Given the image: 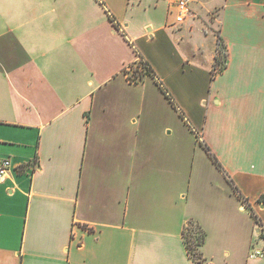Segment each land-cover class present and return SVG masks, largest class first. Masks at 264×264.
<instances>
[{
  "label": "crops",
  "instance_id": "obj_1",
  "mask_svg": "<svg viewBox=\"0 0 264 264\" xmlns=\"http://www.w3.org/2000/svg\"><path fill=\"white\" fill-rule=\"evenodd\" d=\"M176 1L0 0V264H264V0Z\"/></svg>",
  "mask_w": 264,
  "mask_h": 264
},
{
  "label": "built area",
  "instance_id": "obj_2",
  "mask_svg": "<svg viewBox=\"0 0 264 264\" xmlns=\"http://www.w3.org/2000/svg\"><path fill=\"white\" fill-rule=\"evenodd\" d=\"M191 2L192 0H177L172 8H171V14L174 16V25L173 27L178 28L183 26L189 19L192 18V10H191ZM212 18H217L216 13L212 14ZM135 69V72H134ZM137 70H140V73L136 72ZM214 71L220 72V68L216 67L214 68ZM146 77H153L155 78L154 73L149 68L148 64L144 62V60L138 56L134 64V66H130V80L131 81H138L142 80ZM12 164L9 160H5L0 164V184L9 176V173L11 171ZM264 232V227L262 228ZM264 251L257 250L253 254L250 255V258H259L263 257Z\"/></svg>",
  "mask_w": 264,
  "mask_h": 264
},
{
  "label": "trees",
  "instance_id": "obj_3",
  "mask_svg": "<svg viewBox=\"0 0 264 264\" xmlns=\"http://www.w3.org/2000/svg\"><path fill=\"white\" fill-rule=\"evenodd\" d=\"M224 53H225L224 48L220 49V55H219V57H217L216 62H215V66L219 67L221 71L225 69L224 58L227 57V54H224ZM259 203L264 204V194L259 199ZM196 230H198L200 236L199 235L196 236L194 233L187 234L185 232L184 240H185V244L187 246V250H188V253H189L192 261L195 264H202L203 262H206V260L203 258V254L201 252V248H202L204 241H205V234L200 229V227H197ZM187 231H188V229H187Z\"/></svg>",
  "mask_w": 264,
  "mask_h": 264
},
{
  "label": "rangeland",
  "instance_id": "obj_4",
  "mask_svg": "<svg viewBox=\"0 0 264 264\" xmlns=\"http://www.w3.org/2000/svg\"><path fill=\"white\" fill-rule=\"evenodd\" d=\"M224 54H227L226 53V51H225V53ZM188 231L186 232L187 234H192V233H194L196 236H198L199 235V232H198V230H196L197 229V226L196 225H190L188 228ZM200 236V235H199ZM202 264H208L207 262H203Z\"/></svg>",
  "mask_w": 264,
  "mask_h": 264
}]
</instances>
